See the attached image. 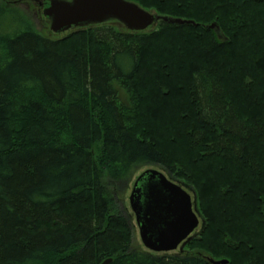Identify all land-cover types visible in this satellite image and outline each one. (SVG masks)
Instances as JSON below:
<instances>
[{"label":"trees","instance_id":"1","mask_svg":"<svg viewBox=\"0 0 264 264\" xmlns=\"http://www.w3.org/2000/svg\"><path fill=\"white\" fill-rule=\"evenodd\" d=\"M1 1L0 264H264V0H130L194 24L58 37ZM146 165L196 192L187 251L134 244L118 195Z\"/></svg>","mask_w":264,"mask_h":264},{"label":"water","instance_id":"2","mask_svg":"<svg viewBox=\"0 0 264 264\" xmlns=\"http://www.w3.org/2000/svg\"><path fill=\"white\" fill-rule=\"evenodd\" d=\"M43 15L49 30L59 34L71 28H82L116 21L128 31L154 28L159 21L169 24L193 23L148 11L130 0H49ZM209 28L220 31L215 23ZM143 247L154 253H169L191 239L199 223H204L197 208L196 195L170 179L162 170L147 168L134 179L128 196ZM106 259L102 264H108ZM212 264H226V259Z\"/></svg>","mask_w":264,"mask_h":264},{"label":"rangeland","instance_id":"3","mask_svg":"<svg viewBox=\"0 0 264 264\" xmlns=\"http://www.w3.org/2000/svg\"><path fill=\"white\" fill-rule=\"evenodd\" d=\"M4 2H8V1H13V3H14V5L15 6H13V8L15 9V10H17V11H21V15L20 16H23V17H26V18H29L28 16H32L33 17V20H30L32 23H33V26H34V28H36L37 30H39V31H45V30H48V27H49V24H48V21H47V19L44 17V16H42V18L40 17V14H39V10L37 9V4H33V2L35 1V0H3ZM48 1V0H47ZM0 2H2L1 0H0ZM48 3V2H47ZM146 10H148V11H151V12H154V13H157L156 12V10H154L153 8H149V9H146ZM23 12H25V13H23ZM65 33L66 32H64V33H59V34H57L56 36L58 37V36H63V35H65ZM188 34H187V32H186V34H183L182 36L184 37V36H187ZM52 36V35H51ZM173 39H175V41H178V42H180L181 41V39H180V37L178 36L177 38H174V37H172ZM176 39H178V40H176ZM161 42L160 43H162V41L164 42L165 40H164V38H161V40H160ZM171 43V42H170ZM173 43V42H172ZM170 44H167V46H165L166 48H168V46H169ZM201 46H206L205 44H201ZM179 48H180V46H179ZM154 53H156V52H154L153 50H152V52H148V54H149V56H151V55H154ZM166 57V56H165ZM167 58V57H166ZM168 60H169V57H168ZM171 62V60H169L168 61V63H170ZM171 64V63H170ZM144 66H147L148 67V71L145 73V69H144ZM143 66V70H142V74H143V77H142V80H141V82H140V89L141 90H143V94H140V95H143L142 96V100H145V98H147L146 96H145V94L148 92V93H150L149 92V87L150 86H152V88H153V85L150 83V82H152V80H151V77L152 76H149L150 74H151V70H152V68L155 70L156 68L155 67H153L152 66V63H150V67H149V65L146 63L145 65ZM150 68V69H149ZM141 92V91H140ZM145 92V93H144ZM121 95L123 94L122 93V91H120L119 92ZM122 97H123V95H122ZM141 98V97H140ZM150 100H149V99ZM147 99H148V101H150V102H146V101H144V104L142 105V107H140L139 105H138V108H137V113H138V115H139V117H140V119L141 118H147L148 119V117L150 116L151 117V115H153L152 113H153V107H154V104L153 103H155V101L153 100V101H151L152 100V97H151V94H150V97H148ZM146 102V103H145ZM180 148L181 147H178V146H176V149H179L180 150ZM183 148V147H182ZM182 164V163H181ZM183 165V164H182ZM147 168H154V169H158V170H162L170 179H172V180H174V181H176V179H174L173 177L171 178V176L170 175H168L166 172H165V170L164 169H162L160 166H157V165H146V166H141V167H139L137 170H135V172L133 173V175H132V177H131V179H130V181H129V183H128V185H127V187L123 190V191H121L120 193H119V195H118V198L120 199L119 200V203L121 204V206H122V209H123V211H124V213L129 217V222H130V226H131V231H132V237H133V241H134V244L135 245H138V246H140L141 248H143V249H145L144 247H143V245H142V243H141V241H140V237H139V232H138V228H137V226H136V223H135V217H134V214H133V212L131 211V209H130V206H129V201H128V196H129V194H130V190H131V187H132V183H133V181H134V179L137 177V175L140 173V172H142L143 170H145V169H147ZM176 182H178V181H176ZM179 183V182H178ZM181 184V183H180ZM183 186H184V188L192 195L193 194V192L195 193V195H196V192L192 189V188H189V187H187L186 185H184V184H182ZM186 186V187H185ZM216 197V196H215ZM196 201H197V195H196ZM210 201H211V205H213V206H215L216 208L218 207V206H220V203L216 200V199H214V197H212V198H210ZM197 208H198V206H197ZM217 214H218V212H217ZM216 214V215H217ZM218 216V215H217ZM219 217V216H218ZM202 218V217H201ZM203 219V218H202ZM223 219H221V221H222ZM204 221V220H203ZM205 223V222H204ZM204 223L202 224L201 222L199 223V226H198V228L193 232V236H197L201 231L200 230H202V227L204 226ZM260 234H261V232H259ZM185 246L186 245H184L183 246V250L185 249V251H187L188 249H186L185 248ZM146 250V249H145ZM179 252V249H177V250H175V251H172V252H169L168 254H170V253H178ZM160 254H162V253H160ZM219 260H221V259H219ZM226 260H228V259H226ZM240 263V256L238 257L237 256V258H236V260H235V264H239Z\"/></svg>","mask_w":264,"mask_h":264},{"label":"flooded vegetation","instance_id":"4","mask_svg":"<svg viewBox=\"0 0 264 264\" xmlns=\"http://www.w3.org/2000/svg\"><path fill=\"white\" fill-rule=\"evenodd\" d=\"M47 2H48L47 0H35L33 2V4H37V9L39 10L38 12H39L41 18H42V16H44L43 15V9L48 6V3Z\"/></svg>","mask_w":264,"mask_h":264}]
</instances>
